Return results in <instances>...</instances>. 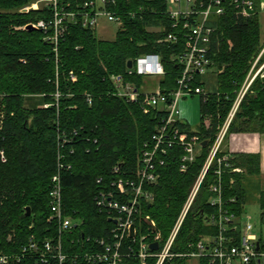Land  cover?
Wrapping results in <instances>:
<instances>
[{"label":"trees","instance_id":"1","mask_svg":"<svg viewBox=\"0 0 264 264\" xmlns=\"http://www.w3.org/2000/svg\"><path fill=\"white\" fill-rule=\"evenodd\" d=\"M32 1L0 0V102L5 104L6 115L1 132L7 155V161L0 163V241L4 243L7 233L12 231L16 232L14 240L20 242L26 234L42 236L52 229L46 221L49 180L56 171L57 151L61 150L71 164L69 170L61 172L63 213L78 223L85 236L81 238L75 230L66 233L64 250L87 249L86 238L93 241L104 237L111 224L95 206L94 195L103 185L134 172L140 149L158 123L156 114L143 113L139 103L111 95L110 76H124L128 59L159 53L166 71L160 83L169 90L174 86L176 66L169 59L173 46L161 40L164 31L159 30L161 26L166 30L168 25L166 4L165 0H116L114 8L123 15V24L112 38L96 36L77 17L68 23L54 50L55 44L43 30L23 28L28 22L48 21L52 17L50 9L44 6L28 13L18 11ZM59 2L74 5L82 0ZM128 11H134V17L126 16ZM211 49L213 65L218 70L216 90L200 97L195 130L189 124L180 125L189 134L198 135L201 142H207L185 172L178 169L182 150L178 146L168 150L164 165L157 168V181L147 185L153 192V201L141 206V214H148L155 221L160 244L168 237L208 146L231 109L254 59L260 53L256 66L264 61L258 14L249 18L228 14L219 19ZM70 71L75 80H71ZM127 78L137 85L141 82L137 75ZM33 98H38L40 104L31 105ZM45 103L50 105L44 107ZM233 132L264 133V80L259 75L244 93L226 135ZM62 140L65 142L58 145ZM232 155V163L244 172L223 175V197L224 207L238 219L245 206L246 189L253 184L249 176L258 171V155ZM115 167L118 172H114ZM207 177L211 179V170ZM98 178L101 183H97ZM207 184L208 181L203 182L172 242L170 251L177 255L162 264H185L187 254L196 250L200 237L215 233V227L207 224L202 215L214 211L206 205L210 195ZM25 207L30 208L29 215H25ZM261 207L264 208V200ZM140 227L142 232L146 231L144 223ZM230 234L234 236L233 242L238 243V227ZM155 260L148 257L146 264H154ZM199 260V264H211L206 257ZM125 264L140 263L130 256Z\"/></svg>","mask_w":264,"mask_h":264},{"label":"built area","instance_id":"2","mask_svg":"<svg viewBox=\"0 0 264 264\" xmlns=\"http://www.w3.org/2000/svg\"><path fill=\"white\" fill-rule=\"evenodd\" d=\"M59 1L34 0L18 8L21 13H28L40 6L50 9L52 17L48 21L39 19L28 22L23 28L31 24L36 29L43 30L46 38L55 44L54 50L59 37L66 32L68 23L77 17L83 27L93 31L100 26L99 18L115 24L117 29L123 24V15L114 8L116 0H82L74 5ZM165 4L164 14L168 18V25L166 30L162 26L159 30L164 31L161 40L173 46L169 55L170 61L176 66L172 89H166L160 83L166 71L159 53L139 55L132 60L130 68H125L124 76H110L113 84L111 95L126 102L139 103L143 113L156 114L158 123L140 149L134 172L103 185L94 195L98 211L104 213L111 223L106 229V235L94 238L93 241L87 237V249L83 247L64 250L63 238L66 233L75 230L81 233V238L85 236L78 229V223L63 213L61 172L69 170L71 164L67 162L65 153L58 150L56 171L50 177L48 190L49 215L46 221L52 229L42 236L26 234L25 239L20 242L14 240L16 232H8L4 243L0 241V264H20L24 261L29 264H125V259L130 256L136 257L140 264H146L147 258L153 256L156 258L154 264H162L177 255L170 251L172 242L204 181H208L207 189L210 193L206 205L214 211L209 214L202 212V215L204 221L216 230L211 235L201 236L196 243V250L187 255L206 257L211 264H264V239H258L252 232L249 216H245L242 222L238 243L233 242L234 236L230 232L237 229V223L241 220L224 207L223 175L242 173L243 169L232 163V154L221 151L228 125L244 93L257 75L264 77V72L261 73L264 62L252 76L250 72L246 76L224 122L209 144L204 162L189 188L168 237L162 244L160 232L155 229V221L148 214H141L142 204L153 201V192L147 185L157 181L160 174L157 168L164 165L168 150L174 146L182 150L178 169L185 172L203 146L198 135L189 134L180 128V125L188 123L181 117L179 101L194 95L204 97L216 90L208 92L205 88L208 69L213 68L216 75L218 73L213 65L214 53L211 49L216 24L228 14L249 18L261 9V3L257 5L256 0H165ZM134 15V11H128L126 16ZM259 56L260 53L254 64ZM69 75L71 80H75L76 76L72 71ZM135 75L141 77L138 85L127 78ZM143 76L157 78V85L146 87L142 81ZM86 100L91 102L89 94ZM49 105L50 103L43 104L44 107ZM4 109L5 104L0 102V163L7 161L4 136L1 132L6 116ZM64 142L65 140L59 141L58 145ZM209 170L210 180L207 177ZM114 172H118L117 167ZM101 180L98 178L97 183H101ZM229 200L232 201V198ZM136 222L139 224H135ZM141 222L146 225L145 232L141 231ZM31 227L32 224L29 225ZM154 241L158 242V248L152 251L149 244Z\"/></svg>","mask_w":264,"mask_h":264},{"label":"crops","instance_id":"3","mask_svg":"<svg viewBox=\"0 0 264 264\" xmlns=\"http://www.w3.org/2000/svg\"><path fill=\"white\" fill-rule=\"evenodd\" d=\"M257 5L261 3V9L257 13L260 19L261 30L264 28V0H256ZM221 151L226 153H252L258 155V171L249 176V180L252 181L251 188L255 195V203L258 206L262 214V222L264 223V208L261 207V202L264 198V133L257 132H233L228 133L222 143ZM244 172V170H243ZM242 172V174H243ZM245 206L243 213L240 216V222L237 224L238 229L242 228V222L245 220V216H249V221L252 224V232L260 239H264V225L259 226V232L255 230V224L252 222L253 216L248 214L247 211V200L245 199ZM208 235V234H205ZM203 235V236H205ZM199 257L188 256L185 264H199ZM239 264V263H236Z\"/></svg>","mask_w":264,"mask_h":264},{"label":"rangeland","instance_id":"4","mask_svg":"<svg viewBox=\"0 0 264 264\" xmlns=\"http://www.w3.org/2000/svg\"><path fill=\"white\" fill-rule=\"evenodd\" d=\"M99 25L100 26H97L96 29L94 30V33L96 36L108 35L109 38H112L114 36L116 30H117V26L115 24L107 23L102 18H99ZM106 28H108L109 31H106ZM262 37L264 38V28L262 30ZM257 56H256V58H257ZM255 59H254V61H255ZM254 61H253L251 68L249 70L251 76L253 75V73H255V71L261 65L260 64V65L256 66L257 62L254 64ZM215 72L216 71L213 68H210L207 71L208 76L206 77L207 81L205 83V88L208 92L216 89L217 75ZM262 72H264V68L261 70V73ZM142 81L144 82L145 86L148 88L153 87V86L155 87L157 85V78H155V77L152 78V77L143 76ZM30 104L31 105H37V104L39 105L40 103H39L38 98H33V99H31ZM179 108L181 111V117L187 121V123L189 124V126L192 130H195L197 128L198 123H199V117H200V98H199V96L194 95V96H189L187 98L181 99L179 101ZM245 196H246V200H247V203H246L247 207L246 208H247L248 214L253 216L252 222L255 224V230L257 232H259V226L264 225V223L262 222L261 211L259 210L258 206L255 203L256 197L254 195L253 189L250 186L247 187Z\"/></svg>","mask_w":264,"mask_h":264},{"label":"water","instance_id":"5","mask_svg":"<svg viewBox=\"0 0 264 264\" xmlns=\"http://www.w3.org/2000/svg\"><path fill=\"white\" fill-rule=\"evenodd\" d=\"M25 29H28V30H33V29H36L34 26H32L31 24H27L26 26H25ZM131 65H132V60L131 59H128L127 61H126V67H131ZM263 78V80H264V77H262ZM207 141L205 140V141H203V143H202V145H204L205 143H206ZM30 214V208L29 207H25V215H29ZM132 228L133 227H131V235H132ZM149 248H150V250H152V251H155V250H157V248H158V242H156V241H154V242H152V243H150L149 244Z\"/></svg>","mask_w":264,"mask_h":264}]
</instances>
